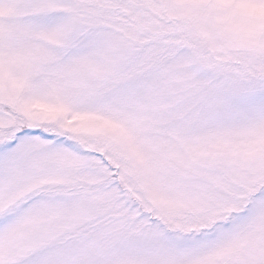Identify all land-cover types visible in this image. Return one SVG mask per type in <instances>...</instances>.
I'll use <instances>...</instances> for the list:
<instances>
[{
    "label": "snow or ice",
    "instance_id": "obj_1",
    "mask_svg": "<svg viewBox=\"0 0 264 264\" xmlns=\"http://www.w3.org/2000/svg\"><path fill=\"white\" fill-rule=\"evenodd\" d=\"M0 264H264V0H0Z\"/></svg>",
    "mask_w": 264,
    "mask_h": 264
}]
</instances>
